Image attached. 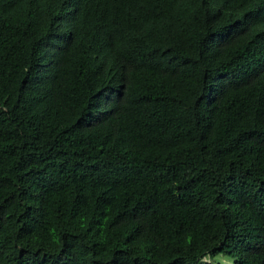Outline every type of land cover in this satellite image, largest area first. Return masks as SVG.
Here are the masks:
<instances>
[{
    "label": "trees",
    "instance_id": "trees-1",
    "mask_svg": "<svg viewBox=\"0 0 264 264\" xmlns=\"http://www.w3.org/2000/svg\"><path fill=\"white\" fill-rule=\"evenodd\" d=\"M264 264V0H0V264Z\"/></svg>",
    "mask_w": 264,
    "mask_h": 264
},
{
    "label": "rangeland",
    "instance_id": "rangeland-1",
    "mask_svg": "<svg viewBox=\"0 0 264 264\" xmlns=\"http://www.w3.org/2000/svg\"><path fill=\"white\" fill-rule=\"evenodd\" d=\"M204 259L215 264H234V256L225 251L220 252L213 257L207 256Z\"/></svg>",
    "mask_w": 264,
    "mask_h": 264
}]
</instances>
